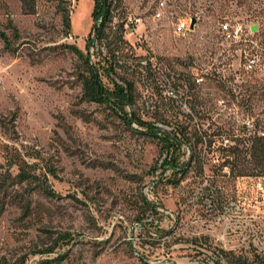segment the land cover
<instances>
[{"label":"rangeland","instance_id":"rangeland-1","mask_svg":"<svg viewBox=\"0 0 264 264\" xmlns=\"http://www.w3.org/2000/svg\"><path fill=\"white\" fill-rule=\"evenodd\" d=\"M36 1V13L26 14L21 0H0V31L16 49L10 53L0 41V165L8 146L43 170L54 167L56 176H48L54 196L29 193L26 184L9 188L28 196L32 211L25 217L13 197L6 199L0 258L8 264L22 258L24 264H218L214 247L239 250L252 242L264 252V176H237L219 158L241 142L246 127L264 132V56L253 72L244 71L243 48L223 41L219 25H256L264 45V0H122L114 12L113 24L124 21L132 65H142L123 74L136 97L126 110L201 138L196 147L191 140L168 153L158 139L82 96L81 55L103 65L108 58L97 40L86 46L93 0ZM58 4L70 11L68 35ZM179 21H188V30L177 34ZM199 76L204 80L195 81L189 96L184 80ZM166 156L184 172L162 171ZM61 233L70 242L52 254L35 253Z\"/></svg>","mask_w":264,"mask_h":264},{"label":"trees","instance_id":"trees-1","mask_svg":"<svg viewBox=\"0 0 264 264\" xmlns=\"http://www.w3.org/2000/svg\"><path fill=\"white\" fill-rule=\"evenodd\" d=\"M36 3V0H21L24 13L35 14ZM121 3L122 0H93L92 28L89 32L91 36L88 38L86 46L89 48L94 40H97L100 44L105 45L108 58L106 64L103 65L100 61L93 63L90 60L89 53L81 55L83 67L78 78L81 83L83 98L88 102L108 107L134 132L158 139L161 144L162 153H168L172 147L177 145L188 144L190 146L189 142L191 140H193L192 148L198 146L201 138L197 137L196 134L186 131V129L182 130L179 127H174L172 130L162 129L153 122L143 121L133 111L128 112L126 110L127 107H133L136 97L133 82L124 78L123 74L131 66L138 68L142 65L141 60L132 65L136 59L132 56L129 46L124 39V21L113 24L116 16L114 12L120 7ZM57 10L61 15L64 34L68 35L70 30V11L66 6L62 7L59 4L57 5ZM120 18L123 19L125 16L121 15ZM9 24L13 30L14 37L19 38L18 30L13 26L11 21H9ZM0 41H2L6 51L10 53L15 52L16 49L13 47L7 34L3 31H0ZM116 77H118L119 81H116ZM104 79L107 80V83L104 82ZM172 83L174 87L179 86V84L176 85L174 80ZM184 85H187L189 96L194 95L193 90L196 87L195 79L191 77L185 79ZM173 94L174 92H171V95ZM165 114V111H161L158 119L165 122ZM173 119H176V117ZM2 124L4 122L0 119V129L2 128ZM132 124H135L143 131L133 129L131 127ZM256 126L254 129L246 127L243 130L244 135L241 142L223 148L220 153L219 158L222 160L223 166H230L231 172H234V168H236L237 176H264V132L259 133ZM5 149V164L0 165V168L5 169L0 172V214L5 210L6 199L13 197L16 205L22 210L23 216L27 217L32 211L31 199L28 196L25 198L21 197L16 191L9 192V188L17 184H26L31 187L29 188V193L35 189H40L46 195L53 197L54 195L48 185V176H56V170L54 167H47L43 170L38 164L29 163L26 157H31V155H22L15 147L8 148V146H5ZM246 157L247 159H245ZM170 161L167 156L162 160L160 164L162 171L169 169L175 177L184 172L185 168L176 166ZM12 167H16L15 174L11 172ZM176 181L170 182L176 183ZM143 200L147 208L156 210L157 205L148 201L145 197ZM68 242H70V235L61 233L51 246L38 249L35 253L52 254L61 245ZM211 251L218 264H264V252L259 251L252 242H249L246 248L239 250H226L214 247ZM64 256L65 254L58 255L57 260H62ZM25 261V258H22L20 264H24ZM0 264L8 263L4 258H0Z\"/></svg>","mask_w":264,"mask_h":264},{"label":"built area","instance_id":"built-area-1","mask_svg":"<svg viewBox=\"0 0 264 264\" xmlns=\"http://www.w3.org/2000/svg\"><path fill=\"white\" fill-rule=\"evenodd\" d=\"M165 7L164 2H160L155 11L156 17L163 15V9ZM252 25H244L240 22L233 24L223 22L219 25V32L221 38L226 43L235 47H242L240 57L244 59L243 68L246 72H253L258 65H260L261 58L264 54V45L259 38H257L256 32H252ZM188 30V21H179L175 25L174 32L177 34L183 33ZM203 76L195 78L197 83H202Z\"/></svg>","mask_w":264,"mask_h":264},{"label":"water","instance_id":"water-1","mask_svg":"<svg viewBox=\"0 0 264 264\" xmlns=\"http://www.w3.org/2000/svg\"><path fill=\"white\" fill-rule=\"evenodd\" d=\"M195 23H196V19L191 18L190 19V25H189L190 29L194 28ZM251 30H252V32H256L258 30V27L256 25H252Z\"/></svg>","mask_w":264,"mask_h":264}]
</instances>
